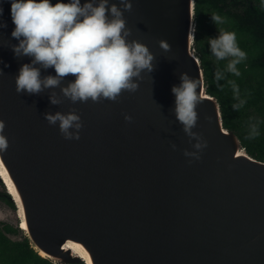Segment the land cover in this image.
Returning a JSON list of instances; mask_svg holds the SVG:
<instances>
[{"label":"water","instance_id":"1","mask_svg":"<svg viewBox=\"0 0 264 264\" xmlns=\"http://www.w3.org/2000/svg\"><path fill=\"white\" fill-rule=\"evenodd\" d=\"M132 3L124 13L129 40L150 48L154 70L118 101L60 105L49 99L62 98L60 88L16 91L15 77L31 58L15 56L11 4L0 5V22L7 23L0 29V121L9 141L0 165L17 195L7 187L16 208L4 203L18 225L25 222L32 248L55 264H86L73 247L92 264H264V161L225 127L221 105L208 92L194 47L196 0ZM182 73L203 74L205 82L193 129L208 141L199 160L184 155L198 151L197 141L174 113L172 87ZM49 74L54 68L42 70ZM73 108L83 128L79 140H66L44 114ZM0 181L8 186L1 173Z\"/></svg>","mask_w":264,"mask_h":264},{"label":"clouds","instance_id":"2","mask_svg":"<svg viewBox=\"0 0 264 264\" xmlns=\"http://www.w3.org/2000/svg\"><path fill=\"white\" fill-rule=\"evenodd\" d=\"M11 4V19L15 25L11 36L18 41L12 45L16 57L27 56L25 63L15 77L16 91L21 94L39 95L45 89L60 88L62 98L55 93L49 96L52 105H60L65 99L72 104L118 101L124 91L135 93L139 89L142 73L154 70V53L140 40H129L132 30L127 27L124 13L133 8L132 0H8ZM4 0H0V5ZM4 9L0 6V17ZM215 25L226 21L218 14L211 16ZM7 28L6 22H0V29ZM209 51L217 61H227L223 71L215 72V81L224 80L225 73L239 77L237 65L247 59L236 38V33L219 30L216 37H208ZM160 47L166 52L171 46L160 41ZM4 63L0 60V64ZM8 65H5L7 67ZM55 75L42 76V70L53 69ZM3 68H0V75ZM73 76L67 86L60 87L66 77ZM180 84L172 87L175 96L174 113L183 131L197 142L193 147L198 151H184L186 157L201 159L208 146L204 137L193 131L198 124L197 107L205 99L203 74L199 79L187 73L180 76ZM234 97L239 102L233 104L239 110L245 103L241 100L239 86L229 80ZM200 89L199 93L197 89ZM44 118L51 126H58L66 140H79L83 121L76 109L64 113L47 112ZM125 119L132 121V116ZM4 123L0 121V151L9 146L8 138L3 134ZM257 124L250 126L249 138L258 136ZM175 149L176 145H172ZM191 162V161H190Z\"/></svg>","mask_w":264,"mask_h":264},{"label":"trees","instance_id":"3","mask_svg":"<svg viewBox=\"0 0 264 264\" xmlns=\"http://www.w3.org/2000/svg\"><path fill=\"white\" fill-rule=\"evenodd\" d=\"M195 11L194 47L205 72L208 92L221 105L225 127L237 134L251 156L264 161V0H196ZM213 14L226 22L215 25ZM220 29L236 33L237 43L247 53V59L237 65L239 77L225 73L226 78L217 83L215 72L223 71L227 61H217L212 56L207 38L218 36ZM229 80L239 86V98L245 101L239 110L233 109V104L239 101ZM252 124L259 128L260 134L255 138H249ZM2 201L16 208L8 194ZM22 231L0 222V264H55L32 248L26 234L17 240L10 237L19 236Z\"/></svg>","mask_w":264,"mask_h":264},{"label":"rangeland","instance_id":"4","mask_svg":"<svg viewBox=\"0 0 264 264\" xmlns=\"http://www.w3.org/2000/svg\"><path fill=\"white\" fill-rule=\"evenodd\" d=\"M0 188L2 191L7 189L1 183H0ZM0 220H2L3 223L13 224L15 227H17L18 229L22 231V229L20 228L21 221L19 222L20 224L18 225V218L15 215L14 211L11 210V208L8 207V205L5 204L4 202H0ZM23 234H25L24 231H22L19 236L10 235V237L17 240L21 238Z\"/></svg>","mask_w":264,"mask_h":264},{"label":"bare ground","instance_id":"5","mask_svg":"<svg viewBox=\"0 0 264 264\" xmlns=\"http://www.w3.org/2000/svg\"><path fill=\"white\" fill-rule=\"evenodd\" d=\"M0 173H1V175H2V177L4 178V180L6 181V183H7V185L8 186H6V184H5V186H6V188L7 187H9V189H10V191L13 193V195L16 197V199H17V195H16V192H15V190H14V187H13V185H12V183L10 182V180H9V178H8V176H7V174H6V172L3 170V168L1 167V165H0ZM7 190H8V188H7ZM21 221V220H20ZM20 224V223H19ZM20 228L24 231V228H25V222H21V224H20ZM73 249H74V251L76 252V253H78L79 255H81L82 257H84L85 259H86V261H87V263L86 264H92L91 263V261H90V259H89V257L86 255V253L84 252V251H82L80 248H76V247H73Z\"/></svg>","mask_w":264,"mask_h":264},{"label":"flooded vegetation","instance_id":"6","mask_svg":"<svg viewBox=\"0 0 264 264\" xmlns=\"http://www.w3.org/2000/svg\"><path fill=\"white\" fill-rule=\"evenodd\" d=\"M2 182V184H3V186H5V184L3 183V181H1ZM0 182V183H1ZM5 188H6V186H5ZM5 193H7L8 194V190L6 189V190H1V188H0V195L2 196V197H0V202H2V200L4 199V197H6L7 198V194H5ZM8 224H10V223H8ZM11 225H13V224H11ZM14 226V225H13Z\"/></svg>","mask_w":264,"mask_h":264}]
</instances>
